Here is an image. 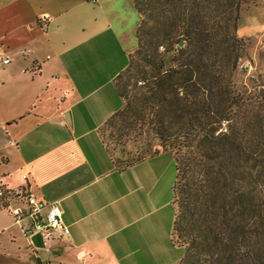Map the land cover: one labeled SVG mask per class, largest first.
<instances>
[{"label": "crops", "instance_id": "crops-1", "mask_svg": "<svg viewBox=\"0 0 264 264\" xmlns=\"http://www.w3.org/2000/svg\"><path fill=\"white\" fill-rule=\"evenodd\" d=\"M134 13L135 0H0V178L17 189L30 173L70 228L37 248L41 264L183 258L173 196L163 200L161 178L139 166L160 152L119 167L103 135L123 106L116 79L138 45ZM10 217L0 219V246L23 264L32 246Z\"/></svg>", "mask_w": 264, "mask_h": 264}, {"label": "trees", "instance_id": "trees-1", "mask_svg": "<svg viewBox=\"0 0 264 264\" xmlns=\"http://www.w3.org/2000/svg\"><path fill=\"white\" fill-rule=\"evenodd\" d=\"M244 2L135 0L129 66L143 59L150 67L140 119L176 160L179 264H264V90L241 92L234 80Z\"/></svg>", "mask_w": 264, "mask_h": 264}, {"label": "rangeland", "instance_id": "rangeland-1", "mask_svg": "<svg viewBox=\"0 0 264 264\" xmlns=\"http://www.w3.org/2000/svg\"><path fill=\"white\" fill-rule=\"evenodd\" d=\"M241 9L242 17L237 34L240 37L243 54L234 80L236 87L241 92L256 88L264 90V0H245ZM135 19L136 23L140 21L138 13L133 14L132 21ZM184 44L183 42L182 46ZM163 50L164 48L160 47V51ZM136 61L137 64L134 65L133 63V65L128 66L118 78V84L124 91L126 98L120 113L112 117L111 122L104 127L103 135L119 167H125L142 156L148 157L149 154L159 150V155L140 163L139 166H152L161 178L159 196L165 201H170L176 180V160L171 152L165 151L157 140H154L151 126L140 119L139 112L144 107V100L141 102L143 97L139 98L140 91L146 92L147 90L144 88L143 75L150 67L146 65L143 59ZM10 215L7 209L0 206V219L11 223L13 221ZM174 235L177 239V232ZM6 240L9 241L10 239L6 238ZM23 240H25V244L26 239L23 238ZM7 247L6 244L0 246V264H14L16 261V259L11 258L12 254L8 250L6 251ZM26 248L28 256L25 255V258H20V261L22 260L23 264L27 261L29 264L31 262L41 264L43 261L41 251L33 249L29 245ZM180 248L184 252V257L185 251L182 246Z\"/></svg>", "mask_w": 264, "mask_h": 264}, {"label": "built area", "instance_id": "built-area-1", "mask_svg": "<svg viewBox=\"0 0 264 264\" xmlns=\"http://www.w3.org/2000/svg\"><path fill=\"white\" fill-rule=\"evenodd\" d=\"M10 61L9 56L3 58L6 64ZM23 179L25 184L13 189L0 178V206L10 212L32 248H39L33 241L38 233L43 234L46 247L56 236H68L70 228L63 219L60 203L41 197L30 173L23 174Z\"/></svg>", "mask_w": 264, "mask_h": 264}, {"label": "water", "instance_id": "water-1", "mask_svg": "<svg viewBox=\"0 0 264 264\" xmlns=\"http://www.w3.org/2000/svg\"><path fill=\"white\" fill-rule=\"evenodd\" d=\"M183 44V42H181V45ZM67 118L69 120H71L70 114H67ZM33 241L35 243V245L39 248H46V243L44 241V237L42 233H38L33 237Z\"/></svg>", "mask_w": 264, "mask_h": 264}]
</instances>
